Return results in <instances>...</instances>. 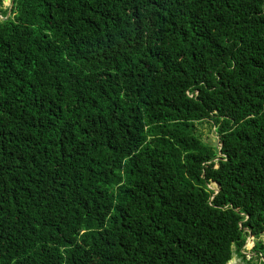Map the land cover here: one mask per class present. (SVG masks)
<instances>
[{
    "label": "trees",
    "instance_id": "obj_1",
    "mask_svg": "<svg viewBox=\"0 0 264 264\" xmlns=\"http://www.w3.org/2000/svg\"><path fill=\"white\" fill-rule=\"evenodd\" d=\"M11 1L0 264H264V0Z\"/></svg>",
    "mask_w": 264,
    "mask_h": 264
},
{
    "label": "rangeland",
    "instance_id": "obj_2",
    "mask_svg": "<svg viewBox=\"0 0 264 264\" xmlns=\"http://www.w3.org/2000/svg\"><path fill=\"white\" fill-rule=\"evenodd\" d=\"M10 0H7L5 2V8L9 7ZM197 132L201 135L202 139L205 141H211L213 144H217L218 136L215 133L214 128L211 126L209 122H204L200 124H195ZM210 188H216L214 184H211L209 186ZM262 240H264V236H262ZM251 246L250 238L246 240L245 248H249ZM245 252H248L247 250ZM243 252V253H245ZM248 257H251L252 255L250 253H245ZM232 264H246L244 263L237 255H233L232 257ZM248 264V263H247Z\"/></svg>",
    "mask_w": 264,
    "mask_h": 264
},
{
    "label": "water",
    "instance_id": "obj_3",
    "mask_svg": "<svg viewBox=\"0 0 264 264\" xmlns=\"http://www.w3.org/2000/svg\"><path fill=\"white\" fill-rule=\"evenodd\" d=\"M7 0H5V2H6ZM11 1V0H10ZM13 5H12V1H11V7H12ZM10 15H11V9H10V11H9V13H8V15H7V17H2L1 15H0V20H7L9 17H10ZM215 186H216V191H217V189H219V185L218 184H215ZM249 238H250V236H249ZM230 261H232V259L231 260H229L226 264H228Z\"/></svg>",
    "mask_w": 264,
    "mask_h": 264
}]
</instances>
